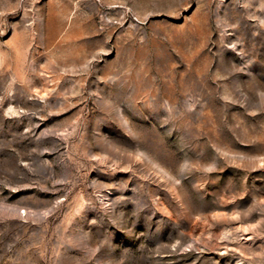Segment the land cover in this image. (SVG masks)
Listing matches in <instances>:
<instances>
[{"label": "rangeland", "instance_id": "1", "mask_svg": "<svg viewBox=\"0 0 264 264\" xmlns=\"http://www.w3.org/2000/svg\"><path fill=\"white\" fill-rule=\"evenodd\" d=\"M0 264H264V0H0Z\"/></svg>", "mask_w": 264, "mask_h": 264}]
</instances>
